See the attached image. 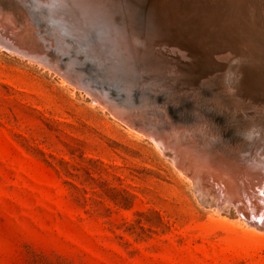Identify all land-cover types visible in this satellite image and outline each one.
Here are the masks:
<instances>
[{
    "label": "rangeland",
    "instance_id": "1",
    "mask_svg": "<svg viewBox=\"0 0 264 264\" xmlns=\"http://www.w3.org/2000/svg\"><path fill=\"white\" fill-rule=\"evenodd\" d=\"M204 36L196 48L213 46ZM55 42L45 48L59 57ZM220 80L209 88L231 93ZM262 81L247 117L264 105ZM78 88L0 48V264H264V228L238 215L223 181L202 191L145 131Z\"/></svg>",
    "mask_w": 264,
    "mask_h": 264
},
{
    "label": "bare ground",
    "instance_id": "2",
    "mask_svg": "<svg viewBox=\"0 0 264 264\" xmlns=\"http://www.w3.org/2000/svg\"><path fill=\"white\" fill-rule=\"evenodd\" d=\"M209 2L0 0V48L59 73L66 67L62 78H77L71 83L94 102L111 106L133 129L145 131L202 191L216 194L223 181L224 196L236 201L242 217H256L261 226L254 227L262 230L264 105L251 117L244 110L253 108L245 100L261 97L264 0ZM204 35L213 46L196 48L194 42L200 44ZM218 36L223 37L219 42ZM44 42H55L52 50L62 55L50 56ZM182 48L193 53L192 61ZM222 51L229 52L216 57ZM218 78L231 93L209 88ZM238 111L244 113L237 116ZM168 138L172 144L165 142ZM242 196L246 200H235ZM225 204L220 201L218 211Z\"/></svg>",
    "mask_w": 264,
    "mask_h": 264
},
{
    "label": "water",
    "instance_id": "3",
    "mask_svg": "<svg viewBox=\"0 0 264 264\" xmlns=\"http://www.w3.org/2000/svg\"><path fill=\"white\" fill-rule=\"evenodd\" d=\"M59 71H60L59 74H61V73L64 72V70H61V69H60ZM68 80H69L70 82H72V83H73V82L76 83V81H77L75 77H71V76H68ZM82 89H83V88H82ZM109 108L112 109L111 106H110ZM114 114H115L116 116H119L118 113H116V112H114ZM118 118H119V117H118ZM237 212H238V215L241 214V213H243L241 210H238ZM243 218H244L248 223L252 224L253 226H256V227L259 226V225H258V220H257L256 217L251 216V215H247V214L245 213L244 216H243ZM262 228H264V219H263V225H262Z\"/></svg>",
    "mask_w": 264,
    "mask_h": 264
}]
</instances>
